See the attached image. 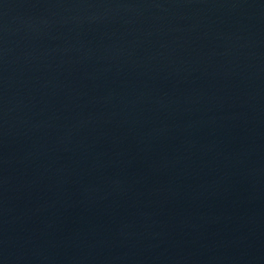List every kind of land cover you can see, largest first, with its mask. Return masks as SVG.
<instances>
[{"label": "water", "instance_id": "obj_1", "mask_svg": "<svg viewBox=\"0 0 264 264\" xmlns=\"http://www.w3.org/2000/svg\"><path fill=\"white\" fill-rule=\"evenodd\" d=\"M0 264H264V0H0Z\"/></svg>", "mask_w": 264, "mask_h": 264}]
</instances>
